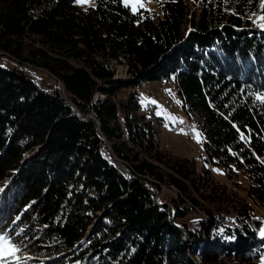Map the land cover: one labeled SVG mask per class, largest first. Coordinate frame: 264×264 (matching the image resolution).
I'll list each match as a JSON object with an SVG mask.
<instances>
[{
  "label": "trees",
  "instance_id": "16d2710c",
  "mask_svg": "<svg viewBox=\"0 0 264 264\" xmlns=\"http://www.w3.org/2000/svg\"><path fill=\"white\" fill-rule=\"evenodd\" d=\"M153 2L0 0V235L21 249L8 264H259L264 8ZM169 79L206 162L245 177L242 202L160 147L134 90Z\"/></svg>",
  "mask_w": 264,
  "mask_h": 264
},
{
  "label": "rangeland",
  "instance_id": "374dc122",
  "mask_svg": "<svg viewBox=\"0 0 264 264\" xmlns=\"http://www.w3.org/2000/svg\"><path fill=\"white\" fill-rule=\"evenodd\" d=\"M125 4V0H121ZM143 4L142 7L136 6L134 9L132 4L129 3L128 7L132 11H137L139 9L153 10L155 8L153 0H141ZM95 0H88L87 3L80 4L81 7L94 6ZM126 5V4H125ZM259 16L254 15V22L259 25L264 23L258 19ZM115 76L114 78L127 77V66L114 64ZM136 100L141 106V112L148 115L152 120H155L159 127V140L160 147L169 151L171 154L178 157L187 158L193 160L198 169L210 170V174L215 182L220 185L225 186V194L228 197V204H234L236 202H242L245 198L243 187L247 185L245 177L239 176L240 185H236L234 181L227 180L222 172V169L215 165L209 164L205 159V152L203 150V138L199 131L195 128L194 122L189 119V124L192 128V133L194 137H190L185 134L183 129H176L175 123L184 124L186 121V116L181 109V103L178 96V92L172 79L169 80H154L147 81L141 87L135 88ZM94 100L103 98L100 93H96ZM150 101H155L151 103ZM161 113L157 115V113ZM198 134V136H197ZM123 167V165L120 164ZM162 194L169 200L174 196V190L163 189ZM253 216L260 219L261 223L259 225L260 230L264 228V208L253 205ZM27 256L23 255L22 258ZM6 257L0 259V264H8L5 260ZM196 262H199V258L194 256ZM27 264H36L33 262L32 258H28ZM264 261V254L258 259L259 264Z\"/></svg>",
  "mask_w": 264,
  "mask_h": 264
},
{
  "label": "snow or ice",
  "instance_id": "6c2138e0",
  "mask_svg": "<svg viewBox=\"0 0 264 264\" xmlns=\"http://www.w3.org/2000/svg\"><path fill=\"white\" fill-rule=\"evenodd\" d=\"M88 0H76V3L83 4L87 3ZM131 3L133 8L135 9L136 6L142 7L143 4L141 3V0H125L126 6ZM260 6L264 8V0H260ZM259 20L264 21V15H261L258 17ZM260 27L264 28V23L260 25ZM258 99L264 100V96L257 97ZM151 103H155V101H150ZM161 113H157V115H160ZM198 136V134H197ZM260 235L264 237V228L260 230ZM21 249L19 246H17L14 242H11L8 238L7 234L0 235V259L7 257V256H14L16 252H19ZM262 264H264V261H262Z\"/></svg>",
  "mask_w": 264,
  "mask_h": 264
},
{
  "label": "bare ground",
  "instance_id": "6f19581e",
  "mask_svg": "<svg viewBox=\"0 0 264 264\" xmlns=\"http://www.w3.org/2000/svg\"><path fill=\"white\" fill-rule=\"evenodd\" d=\"M118 78V77H117ZM73 108V110H75V107L73 106L72 107ZM189 119H187V117H186V121H185V123H184V125H186L188 128H189V132H190V135L192 136V137H194V135H193V133H192V128H191V126H190V124H189ZM177 124H179V123H177ZM184 130V132H185V134L187 135V132H186V130L185 129H183ZM146 185H149V184H146ZM152 187V186H151ZM158 194V193H157ZM158 197H159V195H158ZM158 203H160V199H159V202ZM171 213V208L169 207V214Z\"/></svg>",
  "mask_w": 264,
  "mask_h": 264
},
{
  "label": "water",
  "instance_id": "95a60500",
  "mask_svg": "<svg viewBox=\"0 0 264 264\" xmlns=\"http://www.w3.org/2000/svg\"><path fill=\"white\" fill-rule=\"evenodd\" d=\"M146 188L150 191V193L155 197L156 201L159 202V197L157 191L151 187L150 185H146ZM160 204V203H159Z\"/></svg>",
  "mask_w": 264,
  "mask_h": 264
},
{
  "label": "built area",
  "instance_id": "2783aa9c",
  "mask_svg": "<svg viewBox=\"0 0 264 264\" xmlns=\"http://www.w3.org/2000/svg\"><path fill=\"white\" fill-rule=\"evenodd\" d=\"M175 128H176V129H185L186 132H187V135L190 136V137H192V136L190 135L189 128H188L186 125L175 123Z\"/></svg>",
  "mask_w": 264,
  "mask_h": 264
}]
</instances>
